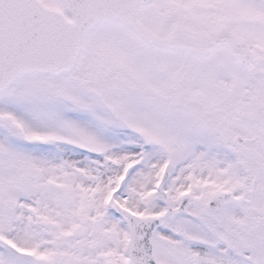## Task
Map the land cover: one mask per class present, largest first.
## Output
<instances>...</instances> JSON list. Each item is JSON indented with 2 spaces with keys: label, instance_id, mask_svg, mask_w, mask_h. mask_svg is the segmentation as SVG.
Here are the masks:
<instances>
[{
  "label": "snow or ice",
  "instance_id": "1",
  "mask_svg": "<svg viewBox=\"0 0 264 264\" xmlns=\"http://www.w3.org/2000/svg\"><path fill=\"white\" fill-rule=\"evenodd\" d=\"M0 264H264V0H0Z\"/></svg>",
  "mask_w": 264,
  "mask_h": 264
}]
</instances>
